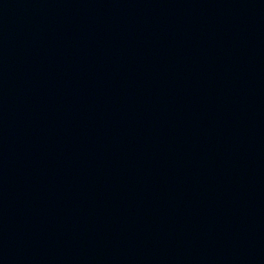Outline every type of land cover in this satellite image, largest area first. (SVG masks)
<instances>
[{
	"label": "water",
	"instance_id": "1",
	"mask_svg": "<svg viewBox=\"0 0 264 264\" xmlns=\"http://www.w3.org/2000/svg\"><path fill=\"white\" fill-rule=\"evenodd\" d=\"M115 0H0V51Z\"/></svg>",
	"mask_w": 264,
	"mask_h": 264
}]
</instances>
